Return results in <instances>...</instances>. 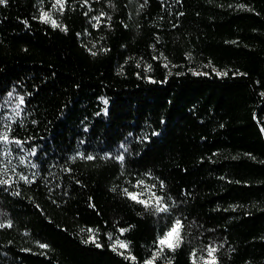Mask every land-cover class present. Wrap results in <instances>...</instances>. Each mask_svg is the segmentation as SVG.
<instances>
[{"label": "trees", "instance_id": "16d2710c", "mask_svg": "<svg viewBox=\"0 0 264 264\" xmlns=\"http://www.w3.org/2000/svg\"><path fill=\"white\" fill-rule=\"evenodd\" d=\"M54 3L0 4V264H264V0Z\"/></svg>", "mask_w": 264, "mask_h": 264}, {"label": "snow or ice", "instance_id": "6c2138e0", "mask_svg": "<svg viewBox=\"0 0 264 264\" xmlns=\"http://www.w3.org/2000/svg\"><path fill=\"white\" fill-rule=\"evenodd\" d=\"M65 3H66V0H55L53 7L56 8L57 6H59V10H62ZM85 3H87V0H85ZM0 4H7V0H0ZM96 19H99V18L97 17ZM41 20H42V22H45V23H51L53 27H59V25H57L56 21L51 19L49 12L42 11L41 12ZM64 30H66V29H64ZM21 103H23L22 97H21ZM0 140L6 141L7 140V134H0ZM87 158L93 159V157H91V156H89ZM119 158L121 160H123L122 156ZM22 179L27 180V177H22ZM0 183H6V182L0 181ZM142 184H143V181H139L137 184V187H139ZM124 192L130 199L135 200L138 203L144 204L146 207L149 206L147 200L139 199V196L141 195V193L128 192L127 189H124ZM152 195L155 196V193H153ZM160 199H161L160 197L156 198V201H157L156 210L162 212V211L166 210V206L165 207L159 206ZM4 226L5 225L0 224V227H4ZM8 226L10 227L11 225L9 224ZM180 228H181V221L179 219H177L175 224L173 225V227L167 233H165V235L159 240L158 243L160 245H167V247H169V248H173L175 246H178V244L180 242ZM123 231H125V230L121 229V232H123ZM109 238L111 239V237H109ZM116 244H119V246L122 248L127 247L126 243L123 241L117 240ZM116 244L113 245V250H115ZM40 246L41 247H47V245H44V244H41ZM215 251H216L215 248H211V247L209 248L208 255H209V257H211V259L209 261H207L206 264H216V260H215V257L213 255V253ZM132 259H135V258L132 257ZM145 264H152V261H146Z\"/></svg>", "mask_w": 264, "mask_h": 264}, {"label": "rangeland", "instance_id": "374dc122", "mask_svg": "<svg viewBox=\"0 0 264 264\" xmlns=\"http://www.w3.org/2000/svg\"><path fill=\"white\" fill-rule=\"evenodd\" d=\"M166 65H168L169 63H168V61H166V62H164ZM197 73H201L200 71H198V70H196L195 71V74H197Z\"/></svg>", "mask_w": 264, "mask_h": 264}]
</instances>
